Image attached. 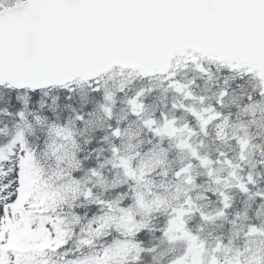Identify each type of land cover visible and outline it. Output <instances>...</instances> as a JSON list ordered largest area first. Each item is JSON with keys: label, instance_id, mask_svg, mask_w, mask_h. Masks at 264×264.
<instances>
[{"label": "snow or ice", "instance_id": "snow-or-ice-1", "mask_svg": "<svg viewBox=\"0 0 264 264\" xmlns=\"http://www.w3.org/2000/svg\"><path fill=\"white\" fill-rule=\"evenodd\" d=\"M0 264H264V0H0Z\"/></svg>", "mask_w": 264, "mask_h": 264}]
</instances>
